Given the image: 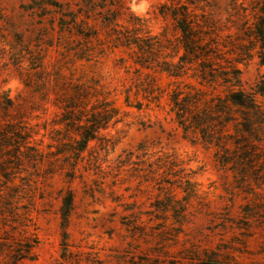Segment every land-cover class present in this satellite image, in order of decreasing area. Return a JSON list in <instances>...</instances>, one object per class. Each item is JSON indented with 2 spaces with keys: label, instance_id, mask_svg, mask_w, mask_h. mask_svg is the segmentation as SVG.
I'll list each match as a JSON object with an SVG mask.
<instances>
[{
  "label": "rangeland",
  "instance_id": "1",
  "mask_svg": "<svg viewBox=\"0 0 264 264\" xmlns=\"http://www.w3.org/2000/svg\"><path fill=\"white\" fill-rule=\"evenodd\" d=\"M183 3L0 0V264H264V191L237 188L215 149L170 111L172 90L197 82L156 62L141 68L137 48L116 41L115 29L136 26L176 43L171 10ZM260 8L261 0H194L189 9L237 44ZM237 66L249 90L264 72L257 49ZM70 82L92 86L87 109L107 99L118 111L79 159L59 123ZM257 101L264 109V96ZM67 191L74 208L64 236ZM171 194L187 205L186 220Z\"/></svg>",
  "mask_w": 264,
  "mask_h": 264
},
{
  "label": "trees",
  "instance_id": "2",
  "mask_svg": "<svg viewBox=\"0 0 264 264\" xmlns=\"http://www.w3.org/2000/svg\"><path fill=\"white\" fill-rule=\"evenodd\" d=\"M192 4L194 0H184L171 10L179 34L176 43L165 44L158 36L139 35L136 26L130 30L115 29L116 41L122 46L137 48L135 62L141 68L151 69L156 62L160 72L176 78L189 74L197 82V85L185 84V89L177 86L172 90L170 111L174 113L175 122L185 134L191 133L194 141L215 149L217 166L232 173L237 188L245 187L244 191L258 195L261 193L258 190L264 191V109L257 96H264V72L249 90L244 86L242 70L237 63L251 57L252 50L257 49L259 64L264 68V0H261L257 20L247 27L245 36L237 37V44L221 41L217 29L205 14L198 19L189 9ZM229 44H236L241 50L235 58L228 56L236 52L235 46L228 49ZM152 81L154 84V78ZM70 84L64 87L68 97L62 105L59 123L65 126L69 137L70 148L67 150L79 159L90 141L103 138L100 129L115 118L118 111L107 99L91 104L87 109L92 86L80 82ZM155 90L152 86L145 89L151 94ZM71 133L76 136L72 137ZM166 162L170 164L169 173L183 177L180 171H173L172 167L177 165L174 160ZM185 183L183 190L191 195L190 180ZM167 198L174 204L181 203L174 194ZM73 208V192L67 191L60 208L64 236ZM187 209L186 204H180L174 210L179 218L186 220L190 214L186 213Z\"/></svg>",
  "mask_w": 264,
  "mask_h": 264
}]
</instances>
